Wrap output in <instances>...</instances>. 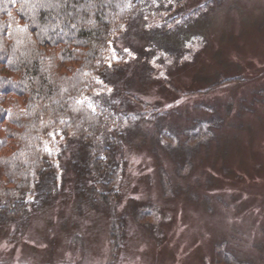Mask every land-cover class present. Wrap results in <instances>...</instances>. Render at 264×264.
<instances>
[{
	"label": "rangeland",
	"instance_id": "obj_1",
	"mask_svg": "<svg viewBox=\"0 0 264 264\" xmlns=\"http://www.w3.org/2000/svg\"><path fill=\"white\" fill-rule=\"evenodd\" d=\"M151 2L90 94L123 127L118 194L77 192L73 142L58 196L0 226V264H264V0Z\"/></svg>",
	"mask_w": 264,
	"mask_h": 264
},
{
	"label": "trees",
	"instance_id": "obj_2",
	"mask_svg": "<svg viewBox=\"0 0 264 264\" xmlns=\"http://www.w3.org/2000/svg\"><path fill=\"white\" fill-rule=\"evenodd\" d=\"M151 1L0 0L1 227L26 223L58 196L59 161L73 142L82 144L67 158L82 178L77 192L104 202L118 194L123 127L113 108L93 105L90 94L108 82V47Z\"/></svg>",
	"mask_w": 264,
	"mask_h": 264
}]
</instances>
